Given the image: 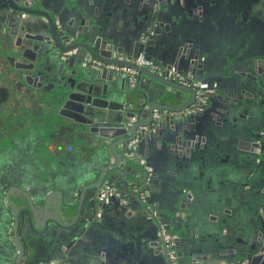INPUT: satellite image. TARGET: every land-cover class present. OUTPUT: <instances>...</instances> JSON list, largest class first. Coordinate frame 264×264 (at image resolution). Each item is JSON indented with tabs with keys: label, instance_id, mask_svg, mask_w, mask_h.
<instances>
[{
	"label": "water",
	"instance_id": "95a60500",
	"mask_svg": "<svg viewBox=\"0 0 264 264\" xmlns=\"http://www.w3.org/2000/svg\"><path fill=\"white\" fill-rule=\"evenodd\" d=\"M130 1L126 0L131 4ZM203 1L177 0L180 12L171 15V11H168L170 9L165 6L156 11L157 4L150 10L152 0H134L133 5H127L120 16H115L116 19L114 17L105 19L104 15L100 18L101 20L98 19L100 13L96 8L92 10L91 4L68 2L62 5L59 14L36 9L30 3L20 6L18 0H11L12 3L5 5L9 7L10 15H19L20 12L32 15L28 22L19 20L15 26L17 31L22 32L20 37L23 44L20 46H26L24 51L31 52V57L25 56V58L30 60V68L36 71L34 83L38 82V87H44L43 81L50 80L52 83L50 86L54 85L55 94L52 103L61 105L63 109L73 113L79 119L76 131L83 143L98 145L95 151L96 160L99 163L97 168L91 169L88 173L82 171L78 174L74 173L71 181L64 180V177L58 179L64 188V198L60 191H56L58 199L54 206V219L66 230L74 229L80 223V219H85L87 216L91 218H88L86 224L90 222L98 208L118 207L119 209L125 206L120 204V197L115 195L109 203L98 200L100 191L107 187L117 190L122 197L131 196L142 206L137 195L139 191L148 188H144L146 176L139 169L140 155L137 152V146L141 141L147 143L154 140L159 145L164 142L170 146L172 152L177 154L181 164L183 161H190L198 167V162H202L201 154L205 151L204 138L199 141V137L204 131L203 126L193 125L195 117H186L182 115V111L195 98L197 91L193 85L195 80L186 74L189 71L195 73L197 67L191 64L199 59L200 51L202 57L204 53L206 55V66L209 69L213 67L209 59L210 55L207 53L210 39L201 35L195 38L190 37L185 33L188 29L185 27H192L193 22H190V25L185 22L182 27L179 21L180 16H192L197 12L200 18H215L214 12L205 13L203 10L210 5L209 0ZM143 3L146 4V8L141 10ZM153 11L156 12L153 13ZM128 12L130 15L127 14ZM166 14L168 16L164 17ZM127 16L135 17L134 24L139 25L138 28L136 27L138 30L133 31L129 25L122 33L119 30L121 35H118L119 33L113 29L114 23L116 20L126 19ZM170 20H173L175 27ZM112 21L113 24H111ZM151 30L153 33H150ZM147 32V39L144 41L141 35ZM118 40L126 41L129 46H132L129 55L142 53L148 59H153L154 56L160 57L158 61L163 72L158 74L142 67L137 68L141 73V77L138 78L141 85L139 83L136 87H130L128 80L119 78L107 69L93 68L85 62L88 56L102 62H111V51ZM171 57H174V62L170 61ZM179 57L183 59L178 64ZM203 60L198 69L205 74L206 67H203ZM46 64L51 66L45 68ZM177 64L178 72L182 77H176L175 74L173 79L169 77L166 69L169 70L172 66L177 67ZM199 78L195 77V79ZM118 80L122 82L121 89L116 86ZM179 82L186 85L182 86ZM115 90H120V93ZM237 105L236 101H232V107ZM94 133L96 136L93 135ZM136 137H138L136 145H131ZM254 148L255 145L250 152H253ZM249 155L254 154L249 153ZM206 156L209 161L208 151ZM69 162L73 163L70 160ZM201 162L199 167L202 166ZM199 170L201 173L199 180H204L206 185L189 187L183 184L175 194L170 196L171 204L165 214L169 216V219H180L185 212L188 213L187 218L193 215L199 231L205 233L207 237L214 234L216 238L213 242L208 239L207 243L197 236L189 237L186 241L179 240L186 249L184 264H197L195 260L202 252L206 256L202 258L204 263L200 264H231V259L241 253L239 248H245V246L250 249V252L241 254L242 257L247 258L246 263L253 264L256 260L258 264H264V208H261L264 203L258 199L256 208L250 209L246 217L241 218L238 208L239 194H231L228 192L229 188L225 186L210 189V182L215 178V174L211 170L206 171L201 168ZM12 189L22 194L23 197L18 200L22 201L19 207L23 210L20 213L19 222L9 190L7 200L13 216V230L12 235L9 236L8 231L11 225L9 221L6 224L7 234L5 235L19 250L14 264H20L26 248L21 239V232L26 223L31 225V219L36 224L35 205H40L43 200L37 203L35 201V204L26 191L15 187ZM23 198L26 201L23 202ZM49 202H52L51 194L45 192L43 202L45 211ZM221 203H225L224 207H227L221 214L214 216L213 212L218 209V206L221 209ZM231 209L235 220L244 223L241 233L239 232L242 235L241 238L236 239L233 231L224 234L226 219L222 218V215L230 217ZM60 210L65 216L72 218L69 223L61 224L58 217ZM169 227L168 224L167 228ZM84 228H81L80 234ZM239 239H242V243ZM238 243L243 244V247L237 245ZM147 246L146 248L150 249V241L147 242ZM139 261H142L141 257ZM10 262L11 258L7 264ZM243 263L238 261L233 264Z\"/></svg>",
	"mask_w": 264,
	"mask_h": 264
},
{
	"label": "flooded vegetation",
	"instance_id": "af4514ba",
	"mask_svg": "<svg viewBox=\"0 0 264 264\" xmlns=\"http://www.w3.org/2000/svg\"><path fill=\"white\" fill-rule=\"evenodd\" d=\"M172 1L174 0H152L150 10L151 8L153 9L156 4L155 10L157 11L163 6L168 7L171 3L172 5L170 6L172 7L169 9H175L178 7L177 2H174L176 5L173 6L174 3ZM8 3H12L11 0H0V11L7 12L8 19L11 17L9 23H6L7 25L3 24L0 26V65L2 63L7 65L10 72L6 78L9 77L13 84L18 82V84L29 86L26 90L18 92V95H20L19 105H22L23 107H25V104L31 106L36 105L35 107L38 110L43 108L47 111L50 110V119L52 122H48V126L49 128L55 127L54 124L56 123V120L57 122L60 121L59 113L64 112L65 109L59 104L52 103L55 94L54 85L53 87L50 86V84H52L50 80L43 81L44 87H38V82L34 83L33 78L36 76V71L30 68L31 62L25 58V56L31 57V52L24 51V49L27 48L26 46H20L23 44V40L20 37L22 32L17 31L15 26V23L19 20H24L25 23L28 22L32 15L26 12H20L19 15H10L11 11L9 10V7L5 6ZM27 3L32 4L36 9L53 13L44 7L41 0H18L20 6H24ZM217 3L216 10L213 13L215 18H200V15L197 14L198 12L194 13L192 16L185 15L182 17L179 15L181 18L179 21L180 26L183 27V23L185 22L189 24L190 22H193V27H189L188 29V31L191 29L189 31L190 37L195 38L196 36L201 35L210 39V46L207 47V53L210 55V62L212 61L213 63L212 69H209V67L206 66V55L204 53L202 57L200 51V53H198L199 59L194 60L191 64L198 69L201 60L204 59L203 67H206L205 74L201 73L200 69H196L194 74L189 71L186 76L195 80L193 84L194 87H196L195 82H205L207 84V92L201 110L184 116L189 118L192 116L195 117L196 115L205 114L208 109H211V112L214 113L212 127H206L208 130H205V124L202 125L204 131L199 137V141H202L204 138L203 147L205 148V151L201 154L202 163L206 164V151H208L210 153L209 160L219 164V175L226 173L225 170L232 166L231 169L235 175H233L235 184H229V187L232 188L231 194H239L240 204H238V208H246L247 203L249 205V202L254 201V208L251 209H255L258 199L264 203V0H219ZM95 8L98 10L97 7ZM224 10L227 11L224 12ZM156 11H153V13ZM98 12L100 13L99 10ZM113 14L114 12L112 10H106L105 19L115 17ZM127 14L130 15L129 12ZM98 19H100V17H98ZM134 19L135 17L133 16H127L126 19H121V21L116 20L113 29L116 33H119V30L122 33L127 26L131 25L133 31L138 30L137 28L139 25L137 23V25L134 24ZM171 22L172 26L175 27L173 20H170V23ZM111 24H113V22ZM209 31H211L212 34H210ZM150 32L153 33L152 30ZM119 35L121 34L119 33ZM145 35H148V32L142 34V38ZM9 44L10 46H8ZM131 50L132 46H113L110 57L112 60L111 62L114 61L115 54H124L125 51L129 53ZM169 58L167 60H169ZM182 59L183 57L178 58V64ZM153 60L159 64L157 59L153 58ZM174 60V57H171L170 61L174 62ZM178 64L177 67L172 66L169 70L166 69L169 77H173L174 79L175 74L176 77H182L177 69ZM44 66L47 68L51 65L46 64ZM139 77H141V74ZM195 77L200 78L195 79ZM0 78L3 80L5 79L4 76H0ZM139 83V80H137L133 87H136ZM179 84L182 86L186 85V83L183 82H179ZM11 101L12 99L9 98L6 92L3 90L0 91V238L6 239V241H4L6 247H0L2 254L1 264H7L10 258L11 262L9 264H14L16 256L19 253V250L15 248L14 244L11 243L10 239L5 235L7 234L6 224L10 221V227L13 225V216L8 205L7 193L10 190V199L16 209L20 222V213L23 209L19 207L22 201H19L18 198L23 196L17 190L12 188L15 187L26 191L28 196L33 200L29 193V189L24 188V178L26 176L29 175L33 177V179L30 180L31 182L29 181V187L30 190L32 188L33 191H36L35 199L37 202L41 200L44 202L45 192L51 194L52 202L48 203L51 208L47 206L48 208L45 211L43 208V202L40 203V205L35 206L37 210V219L41 217L43 223L42 226L44 228L50 224H59L54 219V206L58 199L56 190H48V185H45L46 182L42 183L37 177H40L42 174L41 171L43 168L46 169V165V170H48V164H44L43 166L38 164V160L36 161V159L39 158V147L37 143L39 140V137H37L39 135L38 130L34 127L31 128L30 134L34 137V141H32L34 147H32L29 152L26 149L20 150L17 144L21 137H24L22 135L20 136L22 122H16L15 124L11 123ZM195 101L196 99L194 98L187 108L193 106ZM232 101H236L238 105L232 107ZM224 109L226 110L224 111ZM14 116L19 118L15 113ZM236 144H238V146L235 147ZM253 145H255L254 151L250 152ZM247 151L254 155L250 156ZM31 154L34 159L31 161V158L29 164L21 161V159L24 158V155L28 158ZM228 160H230L229 163H231V165L226 168V161ZM224 163L225 167L221 165ZM224 168L226 169L224 170ZM146 179L147 177L145 178L143 185L144 188L147 189L149 181L146 183ZM223 185H225L224 181H220V186ZM60 192L64 198V191ZM55 195L56 197L54 198ZM245 198L249 199V201L245 202ZM255 198L257 199L255 200ZM24 201H26L25 198H23V202ZM2 205L8 209V215L1 210ZM155 207L158 211L159 218L161 211L156 203ZM261 208H264V205ZM58 217L61 224L69 223L72 220V218L65 216L61 210L58 213ZM88 218L89 216H87L85 220H88ZM158 218L151 219L154 221ZM222 218L228 220L225 214L222 215ZM237 222L238 221L236 220V226ZM164 224H166L167 227L168 224ZM156 225L158 227V223ZM11 228V230H13V226ZM171 229L173 228H168L169 232L174 236L173 250L176 253V264H184V254L186 253V250L184 251L185 253L182 251L184 248L179 242V240H181L180 235ZM241 230L242 228L239 229V231ZM229 231L233 230H231L230 227L225 226L224 234L230 233ZM240 233L239 237L238 235L235 236L236 239L241 238L242 235H240ZM194 236L203 239L206 243L208 241L207 235L198 230ZM239 242L242 243V239H239ZM6 243L8 245H6ZM241 243H238V245L243 247V244ZM1 248H4L5 250L3 249L2 252ZM239 250L241 253L239 252L240 254L238 256H234V258L231 259V264L238 261H241V263L243 261L245 264H248L245 262L247 261V258L242 257L243 255L241 254H244L243 252H250L249 247L245 246V248H239ZM24 254L22 260L24 259ZM198 256L199 257L195 260V263H204L202 258L205 257L206 254L202 252L198 254ZM47 261L41 263L44 264ZM62 261L68 262L66 258L62 259ZM141 262L142 261H139L140 264ZM68 263L71 264L70 262ZM147 263L169 264L162 246L157 242V229L155 230L154 236H150V261ZM253 264L258 263L255 260Z\"/></svg>",
	"mask_w": 264,
	"mask_h": 264
},
{
	"label": "crops",
	"instance_id": "0c3cea01",
	"mask_svg": "<svg viewBox=\"0 0 264 264\" xmlns=\"http://www.w3.org/2000/svg\"><path fill=\"white\" fill-rule=\"evenodd\" d=\"M41 1L44 7H46L49 11L55 12L56 14H59L61 12L62 5L68 2L72 4L79 3L81 5L91 4L92 9L97 7L100 11V18L104 17L106 10L109 9L114 12V16H120L122 14V10L126 8L127 5H133L134 2V0H131L130 2L132 3L129 4L126 2V0ZM176 1L174 0L172 2L174 3ZM203 2L207 1L204 0ZM217 2H219V0H209L210 5L206 8H203L205 13L214 12V10H216V5L218 4ZM170 5H172V3L168 5L167 9L172 7ZM175 5L176 3H174L173 6ZM145 8L146 4L141 7V10ZM168 11H171L170 13L172 15L179 13L180 8L176 7L175 9L172 8V10ZM225 11L227 10H224V12ZM167 16V14L164 15V17ZM7 19V12L0 11V26L6 23L8 24L10 18L8 20ZM189 27L187 26L185 28L189 29ZM188 29L185 33L189 35V31L191 29L189 31ZM209 32L212 34L211 31ZM118 39L120 40V38ZM119 40L116 41V46H129L128 42H119ZM8 46H10V44ZM124 54L129 53L125 51ZM154 58L159 60L160 57L154 56ZM142 81L143 80H141V82ZM11 83L13 84L12 81ZM15 84H18V82ZM116 86L118 88L120 87L121 89V80H118ZM27 87L29 86L25 84H19L18 89L19 91H24L27 89ZM19 91H11V93H18ZM115 91L120 93V90ZM16 96L18 95L16 94ZM9 98L12 97L9 96ZM19 104L20 103H18V107H11L12 110L10 118L12 124H15L16 122H22L20 136L22 135L24 137H21L17 145L20 150L26 149L29 152V150L34 147V145H32L34 137L32 134H30L31 128L34 127L36 130H38L39 135L37 137H39V140L37 143L39 147V158L36 159V161L38 160L39 165L44 166V164H48V170H46V165V169L43 168L41 171L42 174L40 177H37L42 183L46 182L49 190L55 189L56 191H63V185L58 179L64 177V180L71 181L72 175L74 173L78 174V172L80 173L81 171L83 173H88L91 169L98 167L97 165L99 163L96 160L97 155L95 154L98 145L83 143L82 139L78 137L79 134L76 131V127L78 126L79 119L75 117L73 113H70L67 110L61 112V114H59L60 121L57 122L56 120V123L54 124L55 127L49 128L48 122H52L50 119V110L47 111L44 108L38 110L36 107L33 109L31 106L26 105L23 107ZM14 113L21 119L17 118V116H14ZM213 115L214 113L211 112V109H208L205 114L200 116L196 115L195 122L192 123L195 126H202L205 124L206 130L207 128L212 127ZM93 135L96 136L95 133ZM137 152L140 155V159H143L145 162L144 165L139 166V169H141L145 176L149 179V185L147 189L148 200L154 205L156 203L159 210L161 211L160 217L157 220L152 221L151 219L150 221V218H148L144 213L139 202L136 199H133L131 196L126 198L127 204H125V206L119 207V209L118 207L106 209L98 208L96 210L95 217H93L90 222L86 224L87 220L81 219V222L71 230H66V228H63L59 224H50L44 228L42 226L43 223L41 221V217L36 219V224L35 221L31 219V225L26 223L21 232V239L24 242L26 248L24 259L20 264H37L39 261L43 262L51 259L62 260L63 257L66 258L71 264H140L139 258L141 257L142 262L145 261L144 263L141 262V264H148L147 262L150 261V249L146 248L148 247L147 242L150 241V236H154L155 230L157 229L156 224L159 221L169 224L170 228H173L171 230L180 235L181 241H186L189 237L194 236L197 230L199 231L193 215L187 218L186 216L188 213L185 212L183 216L180 217V219H169V216L165 214L171 204L172 197L170 196L175 194L177 189H179L183 184H186L189 187H199L203 186L202 184L206 185L204 180H199V176L201 174L199 170L200 168L206 171L211 170L213 174H215V178L210 182V189L220 186V181H224L225 185L223 186L229 188L228 192L231 193L232 188L229 187V184H235L233 178L234 172H232V166L230 167L231 163H229L230 160L226 161V168H230H227V170L224 168L226 173L219 175V164L211 160L208 161V159H206V164H203L200 161L202 163L201 167H199L200 162H198V167H195L193 162L190 161L182 160L183 163L181 164L177 154L172 152L170 146L164 142H161L159 145L154 140L148 141L147 143H143L141 141L137 146ZM32 154L28 158L26 155H24V158H22L21 161H23V163L26 162L29 164L31 158V161L34 159ZM69 160L73 163H70ZM221 165L225 167V163ZM24 179V188L29 189V193L31 194L33 202L35 203L36 191H33L32 188L30 190L29 187V181L33 179V177L28 175ZM55 197L56 195L54 198ZM244 200L245 202L249 201V199L246 198ZM224 204L225 203H221V209H219L220 207L218 206V209H216L213 214H221L222 210H225L224 208L227 207H224ZM35 206H37V204ZM251 208H254V201L249 202V205L247 203L246 208H239L241 218L246 217ZM1 210L6 215H8L9 211L7 208H5V206L2 205ZM231 211L232 212L230 217H228V220H226L227 222L225 226L230 227L234 234H236L235 236H237L240 232L239 229L243 228L244 223L238 221L236 226L235 217L232 216L233 210L231 209ZM11 227L8 231V235H12ZM82 227L85 228L80 234ZM215 238L216 235L214 234L208 237V239L212 242L215 241ZM4 241H6V239L0 238V247H6ZM4 248H1L2 252ZM185 250L186 249L182 251L184 252ZM1 255L2 254L0 251V262H2Z\"/></svg>",
	"mask_w": 264,
	"mask_h": 264
},
{
	"label": "built area",
	"instance_id": "2783aa9c",
	"mask_svg": "<svg viewBox=\"0 0 264 264\" xmlns=\"http://www.w3.org/2000/svg\"><path fill=\"white\" fill-rule=\"evenodd\" d=\"M151 33V32H150ZM147 39V35L143 37L145 41ZM85 62L88 63L90 66L96 69H107L111 71L113 74L118 76L121 79L128 80L129 86H133L139 76L140 71L137 68H145L147 70L156 72L161 74L163 72V68L157 64L153 59H148L143 56L142 53L139 55H127V54H115L113 62H102L92 57L88 56L85 58ZM171 74V73H170ZM195 86L197 87L196 96H195V103L193 106L187 108L182 112V115H188L201 110L207 92V84L205 82H195ZM138 137H136L132 142L131 145H136ZM141 165H144V160L139 159ZM149 179H146V183H148ZM120 197V204L125 205L127 204V199L119 195L117 190L106 188L105 190H101L98 200L101 202L109 203L110 199L113 196ZM137 198L142 203V209L144 213L147 215L148 218H158V211L155 205L148 200L147 197V190H142L138 192ZM157 242L162 246L166 257L168 259L169 264H176V253L173 250L174 245V236L171 234L166 227V224L163 222H158L157 227ZM44 264H69L68 262H63L59 259H51Z\"/></svg>",
	"mask_w": 264,
	"mask_h": 264
},
{
	"label": "rangeland",
	"instance_id": "374dc122",
	"mask_svg": "<svg viewBox=\"0 0 264 264\" xmlns=\"http://www.w3.org/2000/svg\"><path fill=\"white\" fill-rule=\"evenodd\" d=\"M9 74V70H8V67H7V65L4 63H2L1 65H0V76H4L5 77V79H4V81L3 80H1L2 78H0V91H4V92H6L7 94H8V96H11L12 98V101H11V106L12 107H18V103H19V99L18 98H20V95H18V93H11V91H15V92H17V91H19V89H18V87H19V84H12L11 83V79L8 77V78H6V76ZM16 94L18 95V96H16ZM25 106H26V104H25ZM27 106H31V105H27ZM36 105H33V106H31L33 109H34V107H35ZM14 120V119H13Z\"/></svg>",
	"mask_w": 264,
	"mask_h": 264
}]
</instances>
